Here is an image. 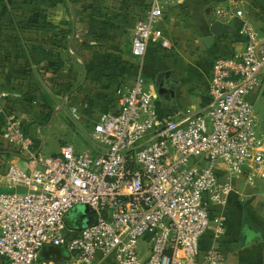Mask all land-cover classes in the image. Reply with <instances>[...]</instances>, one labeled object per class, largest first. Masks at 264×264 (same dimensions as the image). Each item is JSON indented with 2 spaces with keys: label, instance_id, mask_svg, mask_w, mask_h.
Here are the masks:
<instances>
[{
  "label": "built area",
  "instance_id": "1",
  "mask_svg": "<svg viewBox=\"0 0 264 264\" xmlns=\"http://www.w3.org/2000/svg\"><path fill=\"white\" fill-rule=\"evenodd\" d=\"M168 1H147L134 26L132 58L142 60L151 43L168 47L158 26ZM213 17L223 24L240 19L245 45L214 57L207 104L183 117L159 114L138 74L98 114L89 135L98 154L71 145L55 156L36 154L0 93V138L28 157L24 167L0 171V183L11 191L0 192L5 264H37L45 246L64 248L66 264H226L219 242L203 251L200 243L213 224L216 235L224 232L226 214L216 216L214 207L236 193L233 182L251 185L264 173L254 98L263 85L264 38L241 10L216 7ZM78 206L89 208L94 223L67 229L65 216Z\"/></svg>",
  "mask_w": 264,
  "mask_h": 264
},
{
  "label": "crops",
  "instance_id": "2",
  "mask_svg": "<svg viewBox=\"0 0 264 264\" xmlns=\"http://www.w3.org/2000/svg\"><path fill=\"white\" fill-rule=\"evenodd\" d=\"M147 1L0 0L1 105L22 121L36 154L55 156L66 145L98 154L89 143L97 116L115 105L138 74L159 114L183 117L203 108L214 57L240 53L245 45L239 35L242 21L232 18L225 23L229 31L215 37L211 48L204 46L214 8L243 11L264 38V0H173L164 5L158 22L168 47L151 43L142 60L134 59L131 39ZM160 73L169 74L163 81L167 98L155 92ZM254 98L262 103L264 117V76ZM259 131H264V119ZM27 161L0 138V171L10 164L24 167ZM258 178L251 185L233 182L241 197L233 193L214 207L216 216L226 214L225 230L218 236L213 224L201 251L219 242L226 264H264V242L237 248L243 225L264 233V173ZM0 190L8 189L0 183ZM48 248L37 264H66L65 255L54 257ZM0 264H5L2 259Z\"/></svg>",
  "mask_w": 264,
  "mask_h": 264
},
{
  "label": "water",
  "instance_id": "3",
  "mask_svg": "<svg viewBox=\"0 0 264 264\" xmlns=\"http://www.w3.org/2000/svg\"><path fill=\"white\" fill-rule=\"evenodd\" d=\"M229 31V26L227 24H223L221 22L218 21H214L210 24L209 26V36L205 37L202 42L204 44V46L206 48H211L213 42H214V38L222 35V34H226ZM169 74L168 73H160L156 79H155V92L156 95L158 97H162V98H167L169 97V90L164 88V79L162 80V82L160 81L161 78H166L168 77ZM168 84V83H167ZM15 192L18 194H23L25 193V189L20 188V187H16L15 188ZM78 209L81 210L82 215H89L90 214V210L87 206H78L75 209H73L72 211H70L65 218H68L69 215H71L72 213H77ZM94 223V219L93 216H88L87 218L83 219V227H89L90 225H92ZM259 242H264V233L256 230L254 227H252L249 224H245L242 227V234L239 237L238 240V249H242L244 248L246 245L248 244H253V243H259Z\"/></svg>",
  "mask_w": 264,
  "mask_h": 264
},
{
  "label": "rangeland",
  "instance_id": "4",
  "mask_svg": "<svg viewBox=\"0 0 264 264\" xmlns=\"http://www.w3.org/2000/svg\"><path fill=\"white\" fill-rule=\"evenodd\" d=\"M179 41L180 42L181 41H186L188 43L190 42L189 39H184V38H182ZM152 86H153V84H152ZM261 104L262 103L260 101L257 102V104H256V110H255L257 120L260 123H262V121L264 119V117L262 116V106H261ZM0 192L6 193V192H11V191H9V190H0ZM234 194L238 198L241 197V196H238V194H236V193H234ZM65 226H66L67 229H72V230H75V231H79L81 228H83V217H82V212H81L80 209H78L77 213H75V214L72 213L71 215H69L68 218H65Z\"/></svg>",
  "mask_w": 264,
  "mask_h": 264
},
{
  "label": "trees",
  "instance_id": "5",
  "mask_svg": "<svg viewBox=\"0 0 264 264\" xmlns=\"http://www.w3.org/2000/svg\"><path fill=\"white\" fill-rule=\"evenodd\" d=\"M260 6H263V4L261 2H260ZM1 128H2V120L0 118V133H1ZM48 247H51V246H48ZM48 251L54 257L62 258L65 255L66 257H64L63 259H67L68 260V258H69V254L66 252V250L64 248L51 247V248H48ZM39 259H40V254H39L38 262H41V260H39Z\"/></svg>",
  "mask_w": 264,
  "mask_h": 264
},
{
  "label": "flooded vegetation",
  "instance_id": "6",
  "mask_svg": "<svg viewBox=\"0 0 264 264\" xmlns=\"http://www.w3.org/2000/svg\"><path fill=\"white\" fill-rule=\"evenodd\" d=\"M163 79H164V78H161L160 81L162 82ZM154 86H155V83H154Z\"/></svg>",
  "mask_w": 264,
  "mask_h": 264
}]
</instances>
